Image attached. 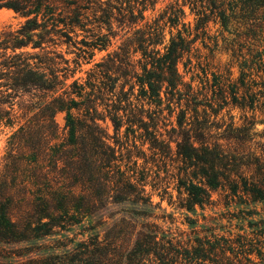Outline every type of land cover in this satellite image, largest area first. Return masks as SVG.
Here are the masks:
<instances>
[{"label":"trees","instance_id":"obj_1","mask_svg":"<svg viewBox=\"0 0 264 264\" xmlns=\"http://www.w3.org/2000/svg\"><path fill=\"white\" fill-rule=\"evenodd\" d=\"M157 2L0 0V10L25 19L0 33V133L10 129L0 264H264V220L250 221L249 233L179 238L159 224L152 194H167L170 176L177 199L169 204L180 210L214 206V195L227 208L264 204V130L255 129L264 78L254 85L252 72H242L226 84L213 74L199 88L179 67L192 68L212 24L234 36L223 38L225 51L264 73V0H177L149 22ZM119 33L116 50L67 83L72 65ZM63 46L77 51L75 60ZM236 108L253 114L236 124L226 118Z\"/></svg>","mask_w":264,"mask_h":264},{"label":"rangeland","instance_id":"obj_2","mask_svg":"<svg viewBox=\"0 0 264 264\" xmlns=\"http://www.w3.org/2000/svg\"><path fill=\"white\" fill-rule=\"evenodd\" d=\"M177 0H158L155 8L153 10H149L145 13L146 20L152 21L158 15L166 9L168 5L175 2ZM181 2V0H179ZM186 13V18L184 19V23L187 27L194 33V16L190 15L189 9L184 8ZM25 19L20 17L18 14L14 13L12 10L2 9L0 10V33L6 30H17L23 23ZM178 30H183V27L180 25ZM219 26L210 25L209 36H206L205 41L202 42L200 39L196 47L198 48V53L193 60L192 68H185L183 64H180V71L184 74L185 80L190 82L192 79L194 80V86L201 87V82L205 81V76L209 78L210 81H213V74L219 75L221 80L226 84L236 82L238 77L242 72L248 74L252 72V81L253 84L258 86L261 85V79L264 78V73L259 71L258 66L256 65L254 60H250L248 64H245L244 60L239 58L237 55H233L231 51H225V44L223 43V38H228L229 40L233 39L234 36H220ZM39 33V32H38ZM169 29H166V39H169ZM175 34L176 31L174 30ZM122 33H119L115 39L111 41V44L107 46L103 50L95 51L94 55L89 60H79V66L76 68L72 65V68L76 69L75 74L72 78H70L67 83L70 84L73 80H84L86 78V73L92 69L95 64L104 59L109 53L113 52L117 49V47L121 44L120 36ZM209 38V39H208ZM205 44L213 50L211 52L209 49H205ZM62 53L65 55L66 59L73 61L76 59V50H67L65 46L60 49ZM243 54L246 55L247 51L244 50ZM256 55V54H254ZM245 58H250L245 57ZM252 59V58H251ZM253 62V65H252ZM249 67H252L251 70H248ZM204 72H206L204 74ZM258 75V76H257ZM262 110V112H261ZM227 109L222 111V114H226ZM245 114L247 116H251L253 112L249 111L247 113H243L240 109H232L229 112V115L226 116L227 120L229 116H232V119L236 124H242L244 121ZM58 122L61 126L64 124V115L60 114L57 117ZM255 121L256 126L255 129L257 132L261 133L264 130V110L262 109L261 103L256 106L255 111ZM108 132L110 136H113V128L109 125ZM10 134V129H5L2 133H0V165L2 159L5 154L7 138ZM121 140L124 139V129L121 130L120 136ZM139 164H143V160L139 161ZM150 166H148L149 168ZM155 172V171H154ZM153 174V173H152ZM154 174L152 177L148 179L149 185L147 186V191L152 192V184L156 183L154 179ZM165 177V174L161 172L160 180ZM175 181L171 179L170 176H167L164 183L162 184V188L166 189L167 194H163L155 191L153 194L154 203H160L161 210H157V214L160 217L159 224L162 225L164 230H167L174 236L179 238L187 239L188 237H193L196 234L200 236H204L210 232H216L222 235H228L230 232L233 234H237L239 232L246 231L247 233L251 232L252 229L249 228V222L254 220L258 222L260 220H264V204L258 205H245L243 207H231L227 208L224 205L222 198L218 195H214V200L216 204L214 206L206 207L204 210L197 208L196 212H187L185 210H180L177 206H171L169 204V196H173V200L177 199V192L175 191ZM162 189V190H163ZM158 194H163L164 200L161 201V197ZM245 211L247 214H251L249 216L242 214L239 212ZM248 211V212H247ZM250 212V213H249Z\"/></svg>","mask_w":264,"mask_h":264}]
</instances>
